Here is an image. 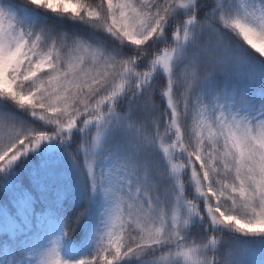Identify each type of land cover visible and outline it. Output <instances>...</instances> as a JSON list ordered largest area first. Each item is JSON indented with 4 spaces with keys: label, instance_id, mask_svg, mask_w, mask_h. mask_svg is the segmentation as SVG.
<instances>
[{
    "label": "snow or ice",
    "instance_id": "obj_1",
    "mask_svg": "<svg viewBox=\"0 0 264 264\" xmlns=\"http://www.w3.org/2000/svg\"><path fill=\"white\" fill-rule=\"evenodd\" d=\"M0 264H264V0H0Z\"/></svg>",
    "mask_w": 264,
    "mask_h": 264
}]
</instances>
